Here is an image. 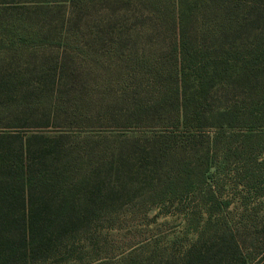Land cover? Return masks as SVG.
I'll use <instances>...</instances> for the list:
<instances>
[{
    "label": "trees",
    "instance_id": "16d2710c",
    "mask_svg": "<svg viewBox=\"0 0 264 264\" xmlns=\"http://www.w3.org/2000/svg\"><path fill=\"white\" fill-rule=\"evenodd\" d=\"M263 156L264 0H0V264H91L154 207L211 217L213 171L256 209ZM201 223L176 264H264Z\"/></svg>",
    "mask_w": 264,
    "mask_h": 264
},
{
    "label": "rangeland",
    "instance_id": "374dc122",
    "mask_svg": "<svg viewBox=\"0 0 264 264\" xmlns=\"http://www.w3.org/2000/svg\"><path fill=\"white\" fill-rule=\"evenodd\" d=\"M247 128L221 131L209 129L206 134H210L211 137L218 136L225 143L237 147L240 146ZM212 174L214 178L211 179V184L214 185L213 191L217 193L218 203L216 201L217 205L214 211H211V217L209 214V216L205 213L200 214L199 208L198 214H196L198 211L190 209L186 216L179 214L175 208L167 210L168 208L154 207L147 214L137 211L134 215L120 218L117 226L122 225V228L109 230V243L95 250L88 262L95 264L106 257V264H140L142 262L143 264H176L197 240L193 230L195 221L198 223L202 221L201 227L205 226L206 233L203 240L206 246L211 245V235L220 230L224 224L234 230L241 244L244 243L245 255H260L264 245L262 241L264 226H259L258 223L264 220V198L257 200L258 205L255 209L251 205V189L241 185L243 178L228 171L221 172V175H215L213 171ZM191 207L197 208V204L194 202ZM255 210L260 211L258 218L255 216ZM206 222L208 224L204 225ZM105 246H108L107 254H105ZM252 246L254 249H251ZM104 247L105 249H102ZM134 247L138 251L132 254ZM125 257L127 259L124 261Z\"/></svg>",
    "mask_w": 264,
    "mask_h": 264
}]
</instances>
